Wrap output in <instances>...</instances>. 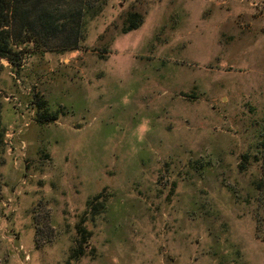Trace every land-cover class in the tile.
<instances>
[{
    "label": "rangeland",
    "instance_id": "1",
    "mask_svg": "<svg viewBox=\"0 0 264 264\" xmlns=\"http://www.w3.org/2000/svg\"><path fill=\"white\" fill-rule=\"evenodd\" d=\"M84 6L0 60V264H264V0Z\"/></svg>",
    "mask_w": 264,
    "mask_h": 264
},
{
    "label": "trees",
    "instance_id": "2",
    "mask_svg": "<svg viewBox=\"0 0 264 264\" xmlns=\"http://www.w3.org/2000/svg\"><path fill=\"white\" fill-rule=\"evenodd\" d=\"M84 14V0H0V60L6 59L16 69L23 59L24 48L30 44L42 46L56 38L65 43L73 41L70 46L76 48ZM141 23L142 18L136 13L128 14L122 32L137 29ZM41 117L46 116L42 114ZM4 137L5 127L0 114L1 144ZM254 147V157L258 153L262 157L251 159V154H245L243 160L252 165L259 160L264 167V127Z\"/></svg>",
    "mask_w": 264,
    "mask_h": 264
}]
</instances>
